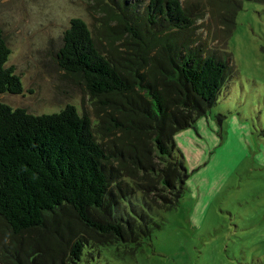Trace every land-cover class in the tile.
<instances>
[{
	"label": "trees",
	"instance_id": "obj_1",
	"mask_svg": "<svg viewBox=\"0 0 264 264\" xmlns=\"http://www.w3.org/2000/svg\"><path fill=\"white\" fill-rule=\"evenodd\" d=\"M209 3L222 50L196 37L198 18L180 0H151L144 21L117 0L121 31L106 22L105 37L125 40L123 55H106L86 22L71 20L59 67L85 86L97 123L72 105L37 116L2 102L23 86L0 28V264H81L85 253L136 255L152 242L162 226L153 211L177 209L190 177L175 137L235 73L227 49L243 0Z\"/></svg>",
	"mask_w": 264,
	"mask_h": 264
},
{
	"label": "rangeland",
	"instance_id": "obj_2",
	"mask_svg": "<svg viewBox=\"0 0 264 264\" xmlns=\"http://www.w3.org/2000/svg\"><path fill=\"white\" fill-rule=\"evenodd\" d=\"M128 1L144 21L151 0ZM180 1L198 18L196 37L225 49L215 40L219 23L210 0ZM116 2L0 0V28L11 50L7 67L23 86L21 94L2 95V102L37 116L72 105L97 123L99 108L85 86L60 69L58 56L75 18L86 22L106 55L129 52L125 40L105 37L107 27L121 31ZM227 50L235 73L217 105L175 137L190 174L178 208L153 211L162 226L136 255L108 247L93 257L85 253L81 264H264L263 4L243 0Z\"/></svg>",
	"mask_w": 264,
	"mask_h": 264
}]
</instances>
